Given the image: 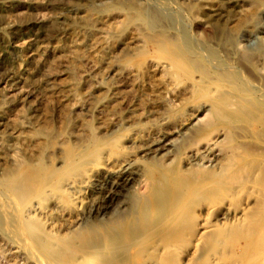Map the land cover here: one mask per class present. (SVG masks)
Listing matches in <instances>:
<instances>
[{
  "label": "rangeland",
  "instance_id": "rangeland-1",
  "mask_svg": "<svg viewBox=\"0 0 264 264\" xmlns=\"http://www.w3.org/2000/svg\"><path fill=\"white\" fill-rule=\"evenodd\" d=\"M143 11L162 28L152 29ZM174 39L236 76L243 93L264 92V0H0V264H88L78 261L81 254L97 264H214L221 256L215 233L257 201L249 183L224 196L206 178L212 161L235 154L264 165V118L215 116L223 98H237L236 85L207 83L172 65ZM165 137L171 159L144 157L142 150ZM131 157L138 163L117 195V179L101 173ZM192 159L199 163L187 165ZM185 169L194 192L171 197L169 218L149 224L141 208L156 207L158 174ZM116 198L118 212L100 216ZM212 203L219 206L207 213ZM218 221L224 225L197 242L201 224ZM130 228L138 235L131 238ZM235 229L228 264H264V256L249 257L255 239ZM60 245L62 256L51 257L48 248Z\"/></svg>",
  "mask_w": 264,
  "mask_h": 264
},
{
  "label": "bare ground",
  "instance_id": "bare-ground-1",
  "mask_svg": "<svg viewBox=\"0 0 264 264\" xmlns=\"http://www.w3.org/2000/svg\"><path fill=\"white\" fill-rule=\"evenodd\" d=\"M143 15L141 16L142 20H146L148 21L150 27L152 29H159L162 28L161 25H159V21L157 19V17L155 16V14L153 12H144L143 11ZM172 45L175 46V52L172 53V55L170 56L169 60H171V63L173 65L176 64L177 66H183L186 69H189L193 74L198 75L199 78H201V80L203 81H207L210 82L211 84L213 82H220L222 81L221 84H226L228 86H232V85H236L237 90L239 91V94L237 96V98L231 99L232 97H228V98H223L224 101V105H223V109H219V110H215L216 111V115H223V116H227L225 118V120L228 121V116H231L229 114H243L244 116H246L247 113L251 112L252 115H259L260 117L262 116V119L264 118V92L261 91V95L258 94V90L255 92V90H249L246 91L247 93H249L248 95L251 97L250 99H244L247 95V93H243V90L240 91L239 88L240 85L238 84V80L236 78V76L232 75V74H228L229 72L226 69H223L218 63L215 64L212 62V60L207 57V55L205 56V54H202V52H198L196 49H194V47H191L190 45H188L187 42H185L183 39L182 40H178V39H174V43H171ZM170 49H173V47L171 48V46H169ZM162 49H165V47H163ZM202 50V49H201ZM172 51V50H171ZM173 52V51H172ZM235 53L232 52H227L226 56L227 58H229L231 60V55ZM230 55V56H229ZM262 58V57H261ZM237 63V62H236ZM241 63V62H240ZM238 63V64H240ZM264 64V63H263ZM219 65V66H218ZM241 65V64H240ZM237 67V65H236ZM235 67V68H236ZM264 67V66H263ZM182 68V67H181ZM241 68V67H240ZM238 69V68H236ZM258 70V69H257ZM264 71V69H262ZM260 71V70H259ZM188 72V71H187ZM261 72V71H260ZM259 72V73H260ZM189 73V72H188ZM261 74V73H260ZM259 76V75H258ZM262 76V75H261ZM253 77V76H252ZM198 78V77H197ZM254 78V77H253ZM257 78V77H256ZM264 79V77H262ZM261 78V79H262ZM257 81H259L258 79H256ZM256 81V82H257ZM262 81V80H261ZM264 82V81H263ZM259 83V82H258ZM262 83V82H261ZM214 84V83H213ZM254 84V83H253ZM260 84V83H259ZM258 84V85H259ZM210 85V84H209ZM263 85V84H262ZM207 86V85H206ZM227 86V87H228ZM257 86V85H256ZM264 86V85H263ZM208 87V86H207ZM259 87V86H258ZM219 88V87H218ZM222 88V87H221ZM226 88V87H225ZM231 88V87H230ZM260 88V87H259ZM263 88V87H262ZM57 89V88H56ZM211 89V87H210ZM213 89V88H212ZM211 89V90H212ZM242 89V88H241ZM216 90V89H215ZM39 91V90H38ZM213 91V90H212ZM217 91V90H216ZM215 91V92H216ZM235 91V90H234ZM245 91V90H244ZM53 92V91H52ZM214 92V93H215ZM221 92V91H219ZM223 92V90H222ZM236 92V91H235ZM33 93V92H32ZM224 93V92H223ZM212 94V93H211ZM217 94V93H216ZM231 94V92H230ZM49 95V94H48ZM213 95V94H212ZM247 95V96H248ZM219 97V95H218ZM223 97V96H222ZM63 98V97H62ZM214 98V97H213ZM215 99V98H214ZM219 100V99H218ZM222 100V99H221ZM218 102V101H217ZM220 104V103H219ZM211 105V104H210ZM214 105V104H213ZM212 106V105H211ZM213 107V106H212ZM209 109V107H208ZM213 109V108H212ZM214 111V109H213ZM214 111V113H215ZM198 112V111H195ZM248 115V114H247ZM241 116V115H240ZM246 119V118H245ZM260 119V118H259ZM261 120V119H260ZM260 123H262L261 121H259ZM264 123V122H263ZM262 123V124H263ZM236 126V125H235ZM247 127V126H246ZM179 129V128H178ZM188 129V128H187ZM210 129V128H209ZM183 130V129H182ZM181 130H179L178 132H180ZM230 132V131H229ZM249 133V132H248ZM257 134V133H256ZM244 135V134H243ZM248 135V134H247ZM258 135V134H257ZM256 135V136H257ZM157 136V135H156ZM245 136V135H244ZM241 137V136H240ZM253 137V136H252ZM255 138V137H254ZM161 139V138H160ZM220 139V138H218ZM217 139V140H218ZM171 137H165L164 139H161L157 142H152L151 144H149L148 147H146L144 150L141 151V153H144V157H148V158H158V157H162V158H169L171 159L173 156L170 155L172 154V149H173V144L171 143ZM217 142L215 141L214 143H212L211 145L216 146ZM142 144V143H141ZM216 144V145H215ZM145 145V144H144ZM210 145V144H209ZM210 145V146H211ZM212 147V146H211ZM211 147L209 148V150H211ZM241 147V146H240ZM239 147V148H240ZM251 148V147H250ZM117 150V149H116ZM238 150V149H237ZM235 151V150H234ZM243 151V150H242ZM242 151H240L242 153ZM178 152V151H176ZM239 152V151H238ZM239 152V153H240ZM140 153V154H141ZM244 154V152H243ZM179 155V154H178ZM235 154L233 156V158H229L227 159V161L224 163H218L216 161H212L213 164L215 165V171L212 170V174L211 177L205 178L206 179H211V182L209 183L210 186L213 188V191L215 193H222L224 194V196H230L232 194H236L239 193L241 190L244 189L243 186L245 185H249L251 186L250 188H248L249 190V194H252L253 196H255L256 198V203H254V206L252 208H247L245 209L246 211H242L239 214L233 216V218L230 220V218L226 219V222L224 224H230V223H235V225H233L232 228H226L224 230V232L221 233H215V239H217V245L215 246V253L218 254V256H220L219 258H215L214 256V264H228L230 263V259L232 256H234L231 252L232 250V244H234L235 239H234V233H232L234 230H232L233 228H236V231L238 234V236L240 237H244V238H250L251 239H255L254 241V245L252 246L253 251L251 250L249 253V257L251 259L255 258H259L261 256H264V228L261 225V217L264 215H262L261 210L263 208L264 210V205L263 204V200L264 199V165L260 163V165H255L254 163H249V162H245V160L238 158ZM248 155V154H245ZM98 156V155H97ZM189 156V155H188ZM187 157V156H186ZM232 157V156H231ZM199 158V157H198ZM202 159V157H201ZM225 159V158H224ZM117 161V160H116ZM115 161V162H116ZM198 161V160H197ZM223 161V160H222ZM138 160L136 157H131L130 159H126V160H122V161H118L115 164V169H113V172L109 173V169L106 170V167H102L103 171L101 174L103 175V177L107 178V177H115L118 181V185H117V189L115 190V192L118 193L121 192V190H125L124 185L129 181L127 178V174L129 173V171L132 169L133 164H137ZM196 160L194 161L192 159L191 162L187 163V165H197ZM96 165V164H95ZM98 165V164H97ZM90 166V165H89ZM108 166V165H107ZM137 166V165H136ZM159 167L162 165H158ZM166 166L167 163H166ZM153 167V166H152ZM164 167V166H163ZM101 168V167H100ZM101 168V169H102ZM135 168V167H134ZM154 168V167H153ZM156 168V167H155ZM154 168V170H155ZM95 169V168H94ZM100 169V170H101ZM138 169V168H137ZM136 169V170H137ZM92 170V169H91ZM134 170V169H133ZM165 170V168H164ZM163 170V171H164ZM89 171V170H88ZM132 171V170H131ZM130 171V172H131ZM157 171V170H156ZM173 171V170H171ZM169 172L166 170V172L163 173H159L158 171V176H157V185L155 184V186H157V188H155V191H153V195L157 198V205H153L156 206L153 210L149 209V206H147L148 202L144 205H142V214L145 216L146 221H149V224L153 223H157L158 221H163L164 219L169 218V216L171 215L170 212V208L171 205L169 207L167 201H169V199H171V197L175 196L177 199L180 198H184V196H190L192 195V193L194 192L195 189V184H193V181L191 182L190 179V174L192 176V173L189 174L188 169H185L184 171L181 170L179 172H177L176 170H174L173 172ZM93 172V171H92ZM150 172V171H149ZM154 172V171H153ZM191 172V171H190ZM152 173V172H151ZM197 174V172H195ZM208 173V172H207ZM90 174V173H89ZM194 174V173H193ZM201 175V174H200ZM203 175V174H202ZM263 175V179L262 178ZM134 176V175H132ZM195 176V175H194ZM193 176V178H195ZM208 176V175H207ZM92 177V176H91ZM102 177V178H103ZM32 178V177H31ZM101 178V177H99ZM103 178V179H104ZM137 178V177H134ZM90 179V177H89ZM130 179V178H129ZM133 179V178H132ZM205 179V180H206ZM112 180V179H111ZM152 180V179H151ZM150 180V181H151ZM197 180V179H196ZM199 180V179H198ZM197 180V181H198ZM114 181V180H113ZM134 181V180H133ZM149 181V183H150ZM27 182V181H26ZM31 182V180H30ZM49 182V181H48ZM84 182V181H83ZM110 182V181H109ZM108 182V183H109ZM153 182V181H152ZM35 183V182H34ZM37 183V182H36ZM132 183V182H131ZM198 183V182H197ZM208 183V182H207ZM74 184V183H73ZM88 184V183H87ZM135 184V183H134ZM77 185V184H76ZM199 185V184H198ZM202 185V184H200ZM248 185V186H249ZM27 186V185H26ZM72 186V185H71ZM128 186V185H127ZM130 186V185H129ZM197 186V185H196ZM86 188V187H85ZM115 188V187H114ZM128 188V187H127ZM126 188V189H127ZM186 188L189 190L187 191ZM199 188V187H198ZM247 188V187H246ZM30 189V188H29ZM49 190V189H48ZM150 190V189H149ZM5 191V190H3ZM111 191V189H110ZM108 191V192H110ZM126 191V190H125ZM197 191V189H196ZM200 191V190H199ZM244 191V190H243ZM12 192V191H11ZM15 192V191H14ZM106 193V191H104ZM107 192V193H108ZM150 192V191H149ZM212 192V191H211ZM0 193H4V192H0ZM7 193V192H6ZM5 193V194H6ZM10 193V192H9ZM13 194V193H12ZM112 195V194H110ZM210 195V194H209ZM219 195V194H218ZM5 196V195H4ZM109 196V195H108ZM213 195H211L212 197ZM222 196V195H221ZM10 197V196H9ZM114 197V195H113ZM118 197V196H117ZM149 197V196H148ZM3 198V197H2ZM7 198V197H6ZM105 198V197H104ZM155 198V199H156ZM182 198V199H183ZM217 198V197H216ZM221 198V197H220ZM219 198V199H220ZM12 199V198H11ZM153 199V197H152ZM215 199V197H214ZM229 199V198H228ZM250 199V198H249ZM35 200V199H34ZM108 200V199H107ZM110 200V199H109ZM115 200V199H114ZM119 198H116V203L113 202L115 205L110 204L111 207H106V209H102L103 207H101V209H99L100 212V216H109L111 215L113 212H115L116 209H118L121 205V201L119 200ZM143 200V199H142ZM253 200V199H252ZM147 201V200H144ZM153 201V200H152ZM171 201V200H170ZM180 201V200H179ZM183 201V200H181ZM219 201V200H218ZM216 201V202H218ZM225 201V200H224ZM223 201V202H224ZM109 202V201H108ZM173 202V199H172ZM209 202V201H208ZM221 202V201H220ZM253 202V201H252ZM32 203V202H31ZM203 203V202H202ZM202 203H199V205ZM211 203V202H210ZM214 203V202H213ZM212 203V204H213ZM10 204V203H9ZM153 204V203H152ZM156 204V203H154ZM175 204V203H174ZM207 204V203H206ZM223 204V203H222ZM221 204V205H222ZM141 205V204H140ZM195 205V204H194ZM253 205V203H252ZM101 206V205H100ZM104 206V204H103ZM107 206V205H106ZM114 206V207H113ZM151 206V205H150ZM198 206V205H197ZM197 206H193L197 207ZM210 206V205H209ZM219 205L217 204H213L211 207L207 208V213H211L213 210L216 209V207H218ZM249 206V205H248ZM251 206V205H250ZM17 207V206H16ZM135 207V206H134ZM140 207V206H139ZM174 207V206H172ZM199 207V206H198ZM223 207V205H222ZM11 208V207H10ZM99 208V207H98ZM97 208V209H98ZM137 208V207H136ZM152 208V207H151ZM261 208V209H260ZM1 209V208H0ZM37 209V208H36ZM174 209V208H173ZM172 209V210H173ZM228 210V209H227ZM230 210V209H229ZM260 210V211H259ZM140 211V210H139ZM138 211V212H139ZM194 211V210H193ZM232 211V210H231ZM116 212H118V210H116ZM137 212V213H138ZM215 212V211H214ZM217 212V210H216ZM236 212V211H235ZM122 213V212H121ZM136 213V212H135ZM99 214V213H98ZM223 214V213H222ZM127 216L130 215L129 211L126 212ZM262 215V216H261ZM208 216V215H207ZM206 216V217H207ZM214 216V214H213ZM261 216V217H260ZM122 217V215H121ZM126 217V216H125ZM176 217V216H175ZM219 217V216H218ZM118 218V217H117ZM124 218V217H123ZM127 219V217H126ZM190 219H192V217H190ZM125 220V218H124ZM128 220V219H127ZM175 220V219H174ZM172 220V221H174ZM225 220V219H224ZM114 221V220H113ZM119 221V220H118ZM123 221V220H122ZM167 221V220H166ZM151 222V223H150ZM164 222V221H163ZM208 222V221H207ZM155 223V224H156ZM167 223V222H165ZM120 224V222L118 223ZM162 224V223H161ZM193 224V222H192ZM199 224V223H198ZM223 223H221L220 221H218V224H212V225H207V224H201V229L199 232V239H197V242L200 240H203L202 238L205 235H208L210 233H214L218 228V225L222 226L224 225ZM121 225V224H120ZM157 225V224H156ZM155 225V226H156ZM160 225V224H159ZM158 225V226H159ZM180 225V224H179ZM124 226V225H123ZM126 226V225H125ZM154 226V227H155ZM189 226V225H188ZM192 226V225H191ZM113 228V227H112ZM127 228V227H126ZM125 228V229H126ZM186 228V227H185ZM193 228V227H192ZM191 228V229H192ZM124 229V228H123ZM122 229V231H123ZM131 230V228L129 229V231ZM149 230V229H148ZM117 231V230H116ZM132 231V230H131ZM120 232V231H119ZM126 232V231H125ZM127 233V232H126ZM130 233V232H129ZM135 233V231H132V234ZM143 233V232H142ZM157 233V232H156ZM110 234V233H109ZM118 234V232H117ZM195 234V233H194ZM218 234V236H217ZM220 234V235H219ZM112 236L114 235L113 233L111 234ZM136 236L138 234H133L131 236V238H133V236ZM168 235V234H167ZM141 234H139V240L142 239L140 238ZM156 236V235H155ZM115 237V236H114ZM130 236L129 235H125L124 238L128 241H130L128 238ZM142 237V236H141ZM162 237V236H161ZM193 237V236H192ZM60 238V237H59ZM108 238V237H106ZM117 238H120L119 236ZM37 239V238H36ZM79 239V238H78ZM115 239V238H114ZM66 240V239H65ZM70 240V239H69ZM74 240V239H73ZM107 240V239H106ZM159 240H161V238H159ZM192 240V239H191ZM58 241V240H57ZM113 241V238H111V242ZM48 242V241H47ZM65 242V241H64ZM67 242V240H66ZM248 242V241H247ZM62 243V242H61ZM189 243V242H188ZM260 244L259 247H256L257 244ZM49 244V243H48ZM59 245V243H56ZM118 244V243H117ZM123 244V243H122ZM171 244V243H170ZM237 244V243H236ZM41 245H43L41 243ZM105 245V244H104ZM125 245V244H124ZM157 245V244H156ZM219 245H221V247L219 248ZM56 246V245H55ZM53 246V248L49 247L48 249L50 250L49 252L51 253V257H54L55 255H61L63 254L61 252V250L63 249V245H60L59 247H55ZM238 246V245H237ZM240 247V246H239ZM170 248V246H169ZM181 248V247H180ZM234 248V247H233ZM65 249V248H64ZM73 249V248H72ZM199 249V248H198ZM66 250V249H65ZM74 250V249H73ZM78 250V249H76ZM234 250V249H233ZM47 251V249H46ZM146 251V250H145ZM225 252L224 255H222V253ZM69 253V252H67ZM65 253V254H67ZM69 255V254H68ZM73 255V254H72ZM75 255V253H74ZM77 255V254H76ZM75 255V256H76ZM245 255V254H244ZM62 256V255H61ZM246 256V255H245ZM59 257V256H58ZM57 258V257H56ZM61 258V257H59ZM73 258V257H72ZM180 258V257H179ZM235 258V257H234ZM243 259V257H241ZM237 259V258H236ZM235 259V260H236ZM54 260V259H53ZM97 259L95 257H91L90 254H81L80 256H78V261L82 262H87L88 264H97ZM239 260V258L237 259ZM56 261V259H55ZM59 261V260H58ZM61 261V259H60ZM67 261V260H66ZM57 262V261H56ZM233 261H231L232 263ZM57 264V263H56ZM61 264V262H60ZM238 264V262L236 263Z\"/></svg>",
  "mask_w": 264,
  "mask_h": 264
}]
</instances>
